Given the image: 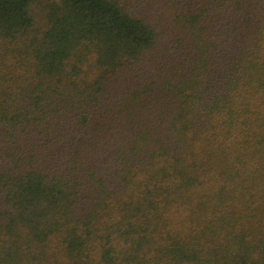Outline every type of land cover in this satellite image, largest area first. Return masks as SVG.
Listing matches in <instances>:
<instances>
[{
    "label": "trees",
    "instance_id": "obj_1",
    "mask_svg": "<svg viewBox=\"0 0 264 264\" xmlns=\"http://www.w3.org/2000/svg\"><path fill=\"white\" fill-rule=\"evenodd\" d=\"M0 264H264V0H0Z\"/></svg>",
    "mask_w": 264,
    "mask_h": 264
}]
</instances>
